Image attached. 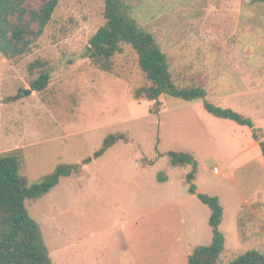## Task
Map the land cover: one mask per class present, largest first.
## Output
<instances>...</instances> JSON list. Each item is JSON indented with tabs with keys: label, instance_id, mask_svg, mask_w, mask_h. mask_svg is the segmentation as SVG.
<instances>
[{
	"label": "rangeland",
	"instance_id": "1",
	"mask_svg": "<svg viewBox=\"0 0 264 264\" xmlns=\"http://www.w3.org/2000/svg\"><path fill=\"white\" fill-rule=\"evenodd\" d=\"M121 1L167 54L178 85L203 84L209 101L227 107L220 96L245 73L249 94L242 113L234 110L252 118L264 140V2ZM105 23V0H61L31 52L14 59L0 52V155H19L29 186L62 164L77 165L49 193L26 201L53 263L187 264L197 246L210 245L211 209L188 191L192 166H172L170 151L194 155L198 191L221 200L220 264L250 249L264 253V156L252 129L247 161L228 164L203 102L137 99L151 83L131 45H122L109 71L88 56ZM36 61L44 65L30 69ZM43 71L50 83L35 91ZM109 134L126 140L94 158Z\"/></svg>",
	"mask_w": 264,
	"mask_h": 264
},
{
	"label": "trees",
	"instance_id": "2",
	"mask_svg": "<svg viewBox=\"0 0 264 264\" xmlns=\"http://www.w3.org/2000/svg\"><path fill=\"white\" fill-rule=\"evenodd\" d=\"M61 0H0V52L14 59L31 52L36 41L51 23ZM264 2V0H251ZM106 23L92 36L87 53L89 58L103 70L112 68V59L122 51L123 44L136 51L139 64L149 86L135 92L137 99L158 101L162 95H170L187 102L201 101L205 110L220 119L232 120L252 129V136L259 142L264 156V140L254 121L231 107H221L207 99L203 84L178 85L170 71L167 54L157 44L154 35L143 28L137 20L123 11L121 0H105ZM44 65L41 61L30 64V69ZM49 72L43 71L31 83L33 90L43 91L50 83ZM120 140L123 134H109L94 158L103 156ZM172 166L191 165L187 174L188 191L196 195L211 209L209 224L213 239L210 245L197 246L188 256L187 264H220L226 238L220 226L224 219V207L218 196L198 191L195 183L198 161L188 152L167 153ZM92 158L85 160L88 164ZM77 165L62 164L40 182L27 185L21 174V159L16 153L0 155V264H54L39 223L31 216L27 199H38L49 193L64 176H69ZM228 264H264V253L250 249Z\"/></svg>",
	"mask_w": 264,
	"mask_h": 264
},
{
	"label": "crops",
	"instance_id": "3",
	"mask_svg": "<svg viewBox=\"0 0 264 264\" xmlns=\"http://www.w3.org/2000/svg\"><path fill=\"white\" fill-rule=\"evenodd\" d=\"M238 77L239 79L235 80V86L233 88L228 89L223 94V96L221 95L220 99L225 100V102L229 104V106L227 107H231L233 109L240 111L241 109L240 106L243 103V99L247 98L246 95L249 94L247 91L249 87V81L246 79L247 76L245 73H240ZM217 101H219V105H222V101L220 100ZM217 123H221V126L215 127ZM210 124L213 129L211 127L210 128L214 132L213 133L214 135L212 133H210V135L214 136V141L217 140L216 144L218 147V154L221 156V158H223L228 164H231L233 160L234 163L239 164L240 161L238 159H246L244 161H247V159L249 158L248 152L250 150V146H249L250 137H249V133H247L248 131L246 128L249 127L239 125L238 123L232 120L220 119L217 117L215 118V121L210 122ZM224 126L228 127V130L226 132L222 131V128H220ZM232 169L234 168L232 167L231 170Z\"/></svg>",
	"mask_w": 264,
	"mask_h": 264
},
{
	"label": "water",
	"instance_id": "4",
	"mask_svg": "<svg viewBox=\"0 0 264 264\" xmlns=\"http://www.w3.org/2000/svg\"><path fill=\"white\" fill-rule=\"evenodd\" d=\"M31 90H27L25 93H29Z\"/></svg>",
	"mask_w": 264,
	"mask_h": 264
},
{
	"label": "bare ground",
	"instance_id": "5",
	"mask_svg": "<svg viewBox=\"0 0 264 264\" xmlns=\"http://www.w3.org/2000/svg\"><path fill=\"white\" fill-rule=\"evenodd\" d=\"M218 170V168H216Z\"/></svg>",
	"mask_w": 264,
	"mask_h": 264
}]
</instances>
